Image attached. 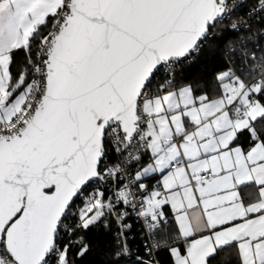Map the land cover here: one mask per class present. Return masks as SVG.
Listing matches in <instances>:
<instances>
[{"label": "snow or ice", "instance_id": "snow-or-ice-1", "mask_svg": "<svg viewBox=\"0 0 264 264\" xmlns=\"http://www.w3.org/2000/svg\"><path fill=\"white\" fill-rule=\"evenodd\" d=\"M224 253L264 264V0H0V264Z\"/></svg>", "mask_w": 264, "mask_h": 264}, {"label": "trees", "instance_id": "trees-1", "mask_svg": "<svg viewBox=\"0 0 264 264\" xmlns=\"http://www.w3.org/2000/svg\"><path fill=\"white\" fill-rule=\"evenodd\" d=\"M216 58L220 59V57L218 55ZM206 63H208V60L206 58H202L200 63L194 64L191 67L186 68L185 69L186 77H188L190 79L199 78L203 74L202 68H203V65ZM224 254H221V256L218 258L220 261V264H231V260H228L227 262L222 260V257Z\"/></svg>", "mask_w": 264, "mask_h": 264}, {"label": "crops", "instance_id": "crops-1", "mask_svg": "<svg viewBox=\"0 0 264 264\" xmlns=\"http://www.w3.org/2000/svg\"><path fill=\"white\" fill-rule=\"evenodd\" d=\"M222 260L227 262L228 260H231V257L227 253H225L222 257Z\"/></svg>", "mask_w": 264, "mask_h": 264}, {"label": "built area", "instance_id": "built-area-1", "mask_svg": "<svg viewBox=\"0 0 264 264\" xmlns=\"http://www.w3.org/2000/svg\"><path fill=\"white\" fill-rule=\"evenodd\" d=\"M247 2L249 3V5H251V3L253 2V0H247Z\"/></svg>", "mask_w": 264, "mask_h": 264}]
</instances>
